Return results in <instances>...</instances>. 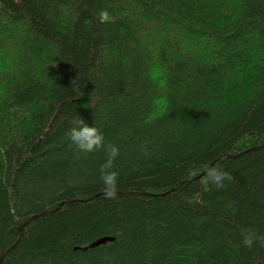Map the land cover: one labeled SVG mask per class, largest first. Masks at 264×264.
Listing matches in <instances>:
<instances>
[{
  "label": "trees",
  "instance_id": "16d2710c",
  "mask_svg": "<svg viewBox=\"0 0 264 264\" xmlns=\"http://www.w3.org/2000/svg\"><path fill=\"white\" fill-rule=\"evenodd\" d=\"M80 117L120 148L116 199L105 151L66 135ZM248 230L264 236V0H0V264H264Z\"/></svg>",
  "mask_w": 264,
  "mask_h": 264
},
{
  "label": "clouds",
  "instance_id": "9594fccd",
  "mask_svg": "<svg viewBox=\"0 0 264 264\" xmlns=\"http://www.w3.org/2000/svg\"><path fill=\"white\" fill-rule=\"evenodd\" d=\"M72 143L82 152L95 153L105 151V161L100 165L99 179L103 184V192L106 198L116 199L118 194V181L120 173L116 170V160L120 155V148L117 145L105 144L104 133L95 126L88 125L81 117L76 126L66 133ZM143 153L149 155L146 144L141 145ZM196 173L193 172V175ZM207 182L216 188L226 187V181L231 182L234 178L230 172L220 165L209 167L206 170ZM256 241H264V236H259L251 230L244 234V244L251 247Z\"/></svg>",
  "mask_w": 264,
  "mask_h": 264
},
{
  "label": "water",
  "instance_id": "95a60500",
  "mask_svg": "<svg viewBox=\"0 0 264 264\" xmlns=\"http://www.w3.org/2000/svg\"><path fill=\"white\" fill-rule=\"evenodd\" d=\"M202 174H205V172H203ZM173 190H174V189H173ZM171 191H172V190H171ZM113 240H115L114 237H110V236L101 237V238L95 240L94 242H92L88 247H85V249H86V248H89V247H91V248H93V247H97V246H99V245H101V244H104V243H106V242L113 241ZM1 260H2V259H1Z\"/></svg>",
  "mask_w": 264,
  "mask_h": 264
}]
</instances>
